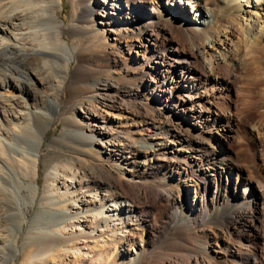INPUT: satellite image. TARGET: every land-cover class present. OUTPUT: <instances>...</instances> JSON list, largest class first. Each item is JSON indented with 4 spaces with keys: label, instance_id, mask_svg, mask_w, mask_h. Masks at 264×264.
Returning a JSON list of instances; mask_svg holds the SVG:
<instances>
[{
    "label": "bare ground",
    "instance_id": "obj_1",
    "mask_svg": "<svg viewBox=\"0 0 264 264\" xmlns=\"http://www.w3.org/2000/svg\"><path fill=\"white\" fill-rule=\"evenodd\" d=\"M70 1L71 4L76 1L79 11L89 17L80 29L86 34L97 32L100 35L95 43H90L105 57L96 69L91 67L79 43L69 47L63 41V35L73 32L78 17L72 19L74 24L72 20L68 24L59 20L54 12L60 7V0H0V62L24 59L25 64L34 66V72L29 68L31 71L17 74L0 69V113L3 114L0 205L20 210L29 204L21 196L23 190L32 200L36 196L34 186H24L22 180H32L38 169L45 133L40 127L42 123L34 119L38 100L47 99L55 112L63 114L73 110L76 100L73 92L77 86L90 82L99 90L116 86L127 94L141 97L144 113L139 112V117L153 128L149 140L142 144L150 157L145 163L139 162L147 165L148 170L142 171L140 178L122 176L123 166L138 162L134 155L118 154L115 146L136 143L129 136L107 130L96 108L84 110L77 117L80 131L75 132L76 135L110 152L107 159L98 158L105 176L101 192L94 193L95 204L88 199L92 193L81 187L80 206L68 202L72 209L50 211V201L41 205L37 221L33 218L29 222L19 247L15 246V240L22 235L21 225L13 224L7 229L0 216V260L9 233L13 236L10 246L13 255L38 261L51 253L66 251L63 246H57L61 243L76 240L84 245L111 240L116 233L121 235L120 250L129 254L121 264H264L262 177L255 181L248 174L251 169L248 170L247 164H239L232 157L217 156L218 146L222 144L208 141V136H219L228 147L231 139V135L222 134L219 127L208 125L215 117L221 120L223 129L230 130L250 120L248 114L239 113L236 100L231 102L230 92L235 91L234 86L243 79L238 70L247 73L264 69V0L254 1L261 15L245 19L249 27L238 18L230 19L233 13L240 14V7L235 8V4L222 6L219 16L212 9L199 7L201 10L197 13L202 17L193 19L198 25L186 23L183 9H196L199 1L204 6L215 5L216 0H178L180 6L174 5L172 0H158L167 5L161 10L156 7V0ZM260 23L263 26H259ZM256 25L259 36L253 39L257 43L251 50L245 49L244 33L253 31ZM109 67L111 73H107ZM1 90L11 94L4 98ZM31 94L34 101L28 103L27 97ZM234 95L239 100L238 95ZM260 112L264 116V112ZM183 115L186 125L175 120ZM156 136L167 143H155ZM176 145H184L189 156H180L173 147ZM108 146L112 147L108 149ZM158 161L161 162L158 164ZM201 162L204 164L200 165ZM57 167L46 172L47 182L59 183L64 191L73 188L72 182L76 180L70 181ZM114 168L120 170L119 173ZM156 168L163 172L162 186L141 182ZM224 175L230 184L234 183L235 190L244 180L247 185L243 193L224 186L221 182ZM210 177L215 179L216 186L211 204L207 198ZM248 187L254 189L252 194H247ZM191 189L194 190L193 207L187 208L186 199ZM117 220L121 224L115 230L112 223ZM39 221L58 225L56 227L59 223L73 222L68 225L77 226V232L70 238L56 230H37L35 224ZM124 228H127L125 236ZM72 249L75 255H80L79 248ZM7 260L10 261V257ZM111 260L102 264H120Z\"/></svg>",
    "mask_w": 264,
    "mask_h": 264
},
{
    "label": "rangeland",
    "instance_id": "obj_2",
    "mask_svg": "<svg viewBox=\"0 0 264 264\" xmlns=\"http://www.w3.org/2000/svg\"><path fill=\"white\" fill-rule=\"evenodd\" d=\"M60 1L61 2L59 9L54 12L55 16L56 17L58 16L57 18L59 20H61L65 24H68L71 23L70 21L73 18L78 17L76 18L77 19L76 22L72 20L73 24L75 22L74 28H72L73 34L71 33L70 35L67 34L63 35V41L69 47H72L74 43L77 44L79 43L78 45L80 47H83L84 48V49L82 48L83 51L87 53L86 55L87 57H89L92 63L91 67L93 69H96L95 66L99 65L101 61L105 59L101 50H97L93 48L94 47L93 43L90 44L92 41L95 43V41L100 36L99 33L93 31L94 33L91 32L89 34H86L80 29L81 26L86 25V22L88 21L89 17H87L85 13L83 14L82 11H79L80 5L78 3L76 4V1L73 2V4H71L70 0H60ZM216 1L217 4L215 5L209 4L208 6L207 5L204 6V4H202L201 1H199L200 3L198 5V8L196 7V9L195 8L193 9L187 7L186 9H183L182 10L183 15L187 16V19L185 20L186 23L191 25H198L197 21H193V19L197 20L202 17L201 13H197V10H201L202 7H205L208 10L209 9L214 10L213 12H215V14L217 13V15L219 16V14L222 13L221 12L222 6H226V5L232 6L235 4V8H237L238 6L240 7L238 8L240 9V14H237L238 12L234 11L235 13H233L232 16H230V19L234 18L233 20L236 21L238 18V21L240 20V22H242L243 25L244 26L246 25L247 27H249L248 21H245V19L247 20L250 16H252V18H255L261 15L260 14L261 10L259 8V5L257 3L255 4L254 2L255 0H226V1L216 0ZM172 2L174 3V5L176 4L180 6V1L178 2V0H172ZM222 2H224V4ZM74 4L76 5L75 9L73 8ZM157 6L160 10L167 7V5H163L160 2H158V0H156V7ZM76 7L78 10H76ZM199 7L201 8L199 9ZM249 11L254 12V14H250ZM259 22H262V20ZM259 26H263L262 23H260ZM259 26L256 25V29H254L253 31H248V30L245 31L246 33H244L245 34L244 36L248 38V40L246 38L244 43L245 49L251 50L254 44L257 43V41L254 42L253 38L259 36L258 34ZM75 29L76 30L78 29L76 33H74ZM239 38H240L239 39L240 43L241 42L243 43L242 37ZM240 55H242V52H240ZM25 61L26 60L24 59L23 61L22 60L20 61L10 58L6 62H0V69H4L6 72L9 73L17 74L18 72L21 73L22 71L25 70L27 71L30 68L32 71L31 70L29 71L34 72V66L31 64H25L27 63ZM71 66H73L72 63ZM262 68L260 71L259 70L256 71L257 69L252 70L251 71L252 73L251 72L246 73L243 70L241 71V69L238 70V73H241V79L242 78L243 79L239 84L235 85L236 87L234 86V88H237L234 89L236 93L235 91L230 92L232 94L231 102H233L232 100L237 101L238 104L237 109H239V111L241 110L240 112L239 111L238 112L243 116L244 114H248V117H250L249 118L250 120H248L249 122H247V120L243 121V123L240 124L239 127L236 128L233 127L232 130L227 129L225 127L223 129L221 126V120L218 117H215L212 121L208 123L210 127H216V128L219 127L221 130L220 132L222 134L231 135L232 140L230 139L228 141V145H227L228 147H226V145L224 144L225 143L224 138L222 137L220 138L219 136L216 138H211L210 136H208V141L214 143L215 145H217V142L222 144L218 146L219 149L216 152L217 156L219 157L223 156L225 158L232 157L234 161L239 164H243V163L247 164L249 167L248 170L251 169L250 172L248 171V174H250L249 176L250 177L252 176L251 178H253V180L255 181H257L262 177L261 178L262 180L260 179V182L261 181L264 182V172H262V170L264 169V116L260 115L261 110L264 112L263 110L264 109L263 107L264 106V81H263L264 69ZM253 71H256V73ZM111 72H112V68L109 67L107 69V73H111ZM60 74L61 73L58 72V75ZM243 74H245V76ZM247 75L250 77H248ZM97 89H98L97 86L93 82L77 86V88L73 92V96L74 95L76 96L75 98L77 101L75 100L74 108L73 110H71L72 112L67 111L60 115L57 112H55V107L52 104H49L47 99H43L41 97L43 100L41 98L38 100V103L36 104L37 105L36 109L34 110V119H38L42 123L40 127L42 131L45 132L43 143L41 145V151L38 158V163H37L38 169L32 180L31 179L22 180V184L24 186L27 185L34 186V189L37 191L36 196L32 200L29 196V193L26 190H23L21 192V196L25 199V201L29 202L27 207L24 209L22 207L20 210H18L13 208L11 205H6V207L4 208L2 207V205H0V216L4 218L3 224L5 225V228L10 229L13 224H20L22 227L23 230L22 235L20 234L17 236L15 240V246L17 247L20 246L24 234L28 229L29 222L33 218L34 220L36 219V215L41 205L46 204L50 201L49 202L50 211L51 210L54 211L53 209H61V208H63L64 210L72 209L70 208L72 207V205H69L68 202H75L74 204H76V206H80L81 200L79 198L78 193L81 190V187L85 188L87 191L92 193V195L88 199L90 202H92L93 205L95 204L93 197L95 196L94 193L97 192L98 194L99 192H101V187H102L101 184L104 182V176H105L104 169L101 166L102 164L99 162L98 158L104 157V159H107L108 153L110 152L107 150V148L105 149L100 145L91 144L90 141L84 140L78 134L76 135V133L80 131V127L76 122L77 117H79L81 112H83L84 110L87 109L89 110L90 107L96 108V111L100 113L101 119L103 120L104 123V127L107 130L115 134L118 133L119 135L129 136L136 143L133 145L128 143L127 145L115 146L117 148L116 152L118 154L123 155L128 153L131 156L134 155L136 156V162H138L136 163V165L130 164L128 166H123L125 170L122 171L123 172L122 176H127V177L137 176L138 178H140L142 171L148 170L147 165L144 166L141 163L139 164V162L145 163L148 157H150L149 153L145 150L142 144L145 143V140H149L148 136L152 133L153 128L151 124H147V122H145L144 120L141 121L142 118L139 117V112L144 113L143 107L141 106V101H142L141 97L140 96L134 97L133 95L127 94L123 92L122 88H118L116 86L114 87L110 86L109 89L106 91L99 89L97 90ZM174 90L175 88L172 89V91ZM1 92L3 93L4 98L11 94V92H4L2 90ZM234 94L238 95L239 100L236 99ZM4 98L2 101L5 100ZM32 100L34 101V94H31L30 96L27 97L28 103L33 102ZM7 103L8 102H5V104ZM227 105H229V102H227ZM11 108H15V106ZM4 119L7 120V118L5 117ZM184 119L185 117L183 115L177 117L175 120L180 124L182 123L186 125L187 122H185ZM2 120H3V114L0 113V122H3ZM243 120H245V118ZM157 136L155 137V139H153L155 143L158 144L167 143L163 138H161V136H159V138ZM111 147L112 146H108V149ZM173 147L177 149L180 156L183 157L189 156L187 154L186 147L184 145H182V147L180 145H176ZM160 162L161 161H158V164ZM156 163L157 161L155 162V167H156ZM203 164L204 162L200 163V165ZM52 167H57L58 170L60 169L59 171H61L62 174L64 173L66 178L67 177L70 178V181L76 180L72 182L73 188L71 185H69L71 187L67 191H64L63 190L64 187L60 186L59 183L56 182H55L56 184L54 182L48 183L47 179L45 178V174ZM195 168H197V166ZM114 170H117V173H119L120 171V170L118 171L117 168L116 169L114 168ZM210 179H211V183L208 189L209 193L207 194V198L209 199V204H211L210 199L213 196L216 188L215 184H213L215 182V179L213 177H210ZM221 180H222L221 181L222 184L224 186H227L230 191L235 190L234 183L230 184L231 181L227 180V177L225 175ZM141 182L146 184L148 183V184H156L157 186H162L164 183L162 170H160L159 168L154 169V171L149 172L147 175H145V177L141 179ZM50 183L51 184L54 183L55 186L53 184L52 186ZM246 185L247 184L245 183V181L241 180L236 186L235 191L238 192V194H242ZM193 192L194 190L191 189V193L188 194L187 196L186 199L187 208L188 207L191 208V205L193 207V203H192ZM253 192L254 189L248 187L247 194H252ZM77 199L79 201H77ZM35 221H37V219ZM116 222L112 223L116 227L115 230L118 229L119 227L118 224H121L120 220L119 222L118 220ZM37 224H39L40 226ZM68 224H74V223L73 222L72 223L64 222L61 224L59 223V227H56L58 225L55 226L51 224L46 225L42 221H39L35 225L38 226L37 230H43V231L56 230L55 231L56 233L58 234L61 233L63 236L71 238L77 232L76 231L77 226L72 227L73 228L72 229L71 227H69ZM43 225L48 227H45ZM37 230L34 232H37ZM126 230L127 228L122 229V234H124V236ZM109 239L98 242H94L91 240L92 242L84 243V245L83 243H80L79 241L76 240H73L71 242H65L64 243L65 245L64 244L62 245L61 243L60 245L57 246L58 247L63 246L64 250L66 251L58 252V254L54 253V255H52L53 253H51V255L47 256L43 260L38 261V260L30 259V257L27 260H24V257L20 254L13 255L10 252V246L12 245L11 242L13 241V236L11 235V233H9V236L7 237V242L5 243V250L3 251L2 254V260H0V264H102L103 262H106L108 260H109L108 262H110L111 259L113 260V261L111 260V262L115 261L116 263L121 264L129 256L127 252L120 250V247L122 245L121 235L115 233V237H111V240ZM72 248H79L78 254L80 255H75L72 252L73 250ZM7 257H10V261L7 260Z\"/></svg>",
    "mask_w": 264,
    "mask_h": 264
}]
</instances>
